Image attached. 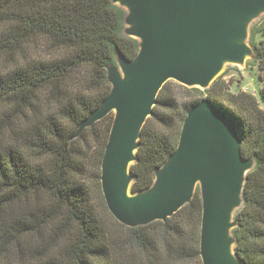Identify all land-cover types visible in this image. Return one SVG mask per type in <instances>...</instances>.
<instances>
[{
  "label": "trees",
  "instance_id": "obj_1",
  "mask_svg": "<svg viewBox=\"0 0 264 264\" xmlns=\"http://www.w3.org/2000/svg\"><path fill=\"white\" fill-rule=\"evenodd\" d=\"M116 0H0V264H202L203 198L168 218L127 225L109 211L101 167L115 114L95 113L109 73L135 62L143 42ZM252 59L264 83V22ZM228 70L208 89H160L129 168L144 195L171 161L191 108L226 113L252 163L233 232L239 264H264V103L233 89Z\"/></svg>",
  "mask_w": 264,
  "mask_h": 264
},
{
  "label": "water",
  "instance_id": "obj_2",
  "mask_svg": "<svg viewBox=\"0 0 264 264\" xmlns=\"http://www.w3.org/2000/svg\"><path fill=\"white\" fill-rule=\"evenodd\" d=\"M256 1L134 0L142 23V51L127 81L117 83L94 115L99 119L116 108L102 160L101 184L109 211L127 225L162 220L180 210L188 201L201 158H209L200 235L202 264H224L217 257L215 223L235 166L242 161L240 139L230 117L209 101L191 108L159 185L127 201L122 183L125 159L166 81L190 83L209 76L219 53L227 48L235 11Z\"/></svg>",
  "mask_w": 264,
  "mask_h": 264
},
{
  "label": "rangeland",
  "instance_id": "obj_3",
  "mask_svg": "<svg viewBox=\"0 0 264 264\" xmlns=\"http://www.w3.org/2000/svg\"><path fill=\"white\" fill-rule=\"evenodd\" d=\"M116 3L127 9L129 12L127 31L134 37L142 39V34L140 32L142 23L138 16L139 8L134 0H116ZM263 22L264 0H258L254 3L238 8L235 11L233 29L229 37L227 48L219 53L217 59V68L220 69V72L216 74L209 85L204 87L194 86L190 83L181 84L186 87L198 88L200 90L208 89L221 75L226 71L231 70L238 73V75H232L233 89L254 96L257 102L262 105L264 103V83L258 78V66L252 59V55L254 54L252 43H259L263 40L262 36L255 31ZM133 63L123 64L118 71H111L109 73L113 90L116 89L117 83H125L127 81L129 70L133 66ZM168 81L174 80H167L166 82ZM112 112L116 115V108H114ZM93 118L97 119L95 116ZM209 166L210 161L209 158H207L203 161L201 171L197 172L192 180L188 200L197 191H199L204 199L208 183ZM251 168L252 163L239 161L236 164L233 179L225 192L221 203L219 215L215 223V245H217L216 252L220 263L239 264L233 253V232L236 227V215L243 206L242 189L245 177ZM166 169L167 166L160 171L153 188L149 192L159 185ZM122 183L123 187L128 186L130 191V178H124ZM144 195L137 196L130 192L129 199L140 198ZM217 264H219V262H217Z\"/></svg>",
  "mask_w": 264,
  "mask_h": 264
},
{
  "label": "bare ground",
  "instance_id": "obj_4",
  "mask_svg": "<svg viewBox=\"0 0 264 264\" xmlns=\"http://www.w3.org/2000/svg\"><path fill=\"white\" fill-rule=\"evenodd\" d=\"M229 42V38H227V43ZM244 57V56H243ZM220 72V69L216 68L209 74V76H207L206 78L202 79V80H197V81H191L190 84L194 85V86H199V87H204L206 85H209L210 82L214 79V77L216 76V74H218ZM136 154V148L135 146H131L128 148V158L125 159V171H124V176L128 177V172H129V168L133 163V158L135 157ZM204 158H201L199 166H198V170L201 171L202 166H203V161ZM130 198V191H129V187H125L123 189V199L124 200H129ZM225 223V222H224Z\"/></svg>",
  "mask_w": 264,
  "mask_h": 264
}]
</instances>
